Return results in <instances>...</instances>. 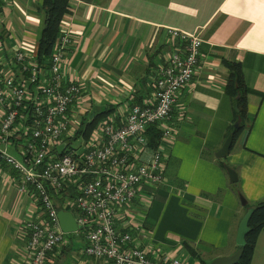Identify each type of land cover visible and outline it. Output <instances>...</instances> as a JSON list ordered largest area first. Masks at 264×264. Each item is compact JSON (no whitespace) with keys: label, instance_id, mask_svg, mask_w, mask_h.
Here are the masks:
<instances>
[{"label":"crops","instance_id":"1","mask_svg":"<svg viewBox=\"0 0 264 264\" xmlns=\"http://www.w3.org/2000/svg\"><path fill=\"white\" fill-rule=\"evenodd\" d=\"M41 2L0 0L1 74L20 77L13 58L17 52L37 63L44 23ZM69 5L70 13L61 23V31L69 36L62 57L64 81L82 89L68 111L70 132L97 115L89 140L103 123H121L132 104L152 99L158 68L172 47L168 30L201 37L192 84L178 92L171 110L165 183L140 188L118 219L122 225L129 219L142 221L144 236L136 240L150 256L208 264L231 254L237 247L240 218L264 199V0H70ZM222 60L241 63L248 93L244 127L220 165L214 152L232 118L231 101L223 90L227 70ZM11 134L12 140L21 139L16 130ZM224 165L234 171L236 181H230ZM17 181L15 172L0 163V264L21 262V225L40 215L36 197L20 192ZM58 200V209L73 216ZM77 238L83 247L85 237L82 242ZM64 241L46 264H110L83 255L78 246L72 250L70 237ZM250 264H264V227Z\"/></svg>","mask_w":264,"mask_h":264},{"label":"built area","instance_id":"2","mask_svg":"<svg viewBox=\"0 0 264 264\" xmlns=\"http://www.w3.org/2000/svg\"><path fill=\"white\" fill-rule=\"evenodd\" d=\"M168 33L172 47L158 68L152 99L132 104L119 124L103 123L80 149L66 137L68 111L82 89L63 81V50L69 43L65 31L59 35L48 71L17 52L13 58L20 77L0 73V163L15 172L18 190L33 194L40 209L39 218L26 219L21 225L23 259L19 264H46L49 252L65 242L55 199L63 200L61 206L73 213L76 232L86 240L83 255L110 264H181L178 258L150 256L149 249L137 243L136 236H144L142 221L129 219L122 225L118 219L119 211L131 205L140 188L165 183L164 150L173 132L172 106L199 64L201 37L175 29ZM29 103L31 113L21 115L20 110L29 112ZM151 124L160 132L156 148L149 147L145 137ZM14 130L21 139H11ZM63 142L57 153L56 146ZM10 145L16 146L22 159L8 152ZM73 188L76 193L71 196Z\"/></svg>","mask_w":264,"mask_h":264},{"label":"trees","instance_id":"3","mask_svg":"<svg viewBox=\"0 0 264 264\" xmlns=\"http://www.w3.org/2000/svg\"><path fill=\"white\" fill-rule=\"evenodd\" d=\"M69 3L70 0H42L41 2L40 10L44 12V23L36 50L37 64L41 70L48 71L50 67L51 57L55 50V45L58 42L59 35L61 33L62 19L65 15H68L71 10ZM222 63L227 70V76L225 78L223 90L229 96L232 106V118L228 126V131L226 132L225 137L227 136L228 133L231 132L234 138L243 129L245 121L247 119L246 113H247L248 92L244 81L241 63L239 61H229V60H222ZM18 70L20 73V67H18ZM21 74H25V73L21 71ZM31 107L32 106L29 103L27 107L29 112L20 110L21 115L30 114ZM21 117L22 116H19L17 120H19ZM96 119H97V115L91 121H88L83 124L81 122L80 126L77 127L74 134L71 136V139L74 138L76 139L80 137L85 141H88L91 131L94 129L96 123L98 122V121L96 122ZM235 122H238L237 128L234 127ZM96 130L97 129L95 128V131ZM145 137L148 146L151 148H156L160 140V132L159 129L156 127V125L151 124L148 126L145 132ZM14 147L16 146L14 145ZM75 193L76 192L73 188L71 191V196H74ZM263 227H264V199L257 202L253 206V211L251 213L248 222L249 229L245 235V244L242 246L241 257L235 264H250L254 252V246L256 243L257 235ZM184 246L187 247V249H189L191 252H193L188 244L185 243Z\"/></svg>","mask_w":264,"mask_h":264},{"label":"water","instance_id":"4","mask_svg":"<svg viewBox=\"0 0 264 264\" xmlns=\"http://www.w3.org/2000/svg\"><path fill=\"white\" fill-rule=\"evenodd\" d=\"M234 127H238V122L234 123ZM233 142V134L230 132L227 134V136L224 138L223 142L221 143L220 147L214 152V156L216 158H222L225 157L232 145ZM65 143H61L56 146L57 153H61ZM226 171L229 175V179L231 182L236 181V175L234 171L226 167ZM240 202L242 205L246 204V201L242 196H239ZM253 211V207H248L243 214V216L240 218L236 235H235V243L238 246L231 254L228 255H221L213 258L208 264H235L239 258L241 257L242 253V246L245 244V235L248 232V222L251 216V213ZM57 217L60 225V229L62 232H75L77 230V224L72 216V214L69 211L58 209L57 210Z\"/></svg>","mask_w":264,"mask_h":264},{"label":"rangeland","instance_id":"5","mask_svg":"<svg viewBox=\"0 0 264 264\" xmlns=\"http://www.w3.org/2000/svg\"><path fill=\"white\" fill-rule=\"evenodd\" d=\"M195 75V74H194ZM194 75H193V77H194ZM193 77H192V79L185 85V86H183L181 89L183 90L184 88H186V87H188V86H190L191 84H192V81H193ZM180 89V90H181ZM74 132L75 131H72V132H70V130H68V132H67V135H66V137L68 138V139H70V143L72 144V145H76V146H79V149L82 147V144L85 142V140L84 139H82V138H80V137H78V138H74V139H71V136L74 134ZM7 150H8V152L11 154V155H13L15 158H17V159H22V157H21V154L17 151V149L16 148H7ZM226 160V158L225 157H222V158H218L217 159V162L218 163H220V165H223L224 164V161ZM226 165H224V168L226 169ZM227 172V171H226ZM231 186H234V183H229ZM169 185V184H168ZM65 193H69L68 191L67 192H65ZM70 194V193H69ZM56 200L57 199H55V202H56ZM149 200V199H148ZM59 201V200H58ZM60 203H61V201H60ZM57 204V203H56ZM77 236L79 237V238H81V242H82V235H81V233L80 232H67V233H64V240H69V237L71 238V240H72V250H75V248L78 246V251H80V248H81V246H82V243H80L79 242V239L77 238ZM80 244V245H79ZM49 253H51V252H49ZM70 256V255H69Z\"/></svg>","mask_w":264,"mask_h":264}]
</instances>
